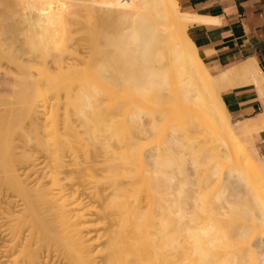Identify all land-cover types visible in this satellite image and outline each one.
<instances>
[{"label":"bare ground","instance_id":"1","mask_svg":"<svg viewBox=\"0 0 264 264\" xmlns=\"http://www.w3.org/2000/svg\"><path fill=\"white\" fill-rule=\"evenodd\" d=\"M22 4L24 54L52 51L58 75L44 65L34 80L28 66L35 92L0 116V264H264V163L252 140L229 142L264 129L258 63L211 74L177 0ZM18 50L6 58L21 67ZM246 85L263 111L232 122L221 90ZM188 120L204 145L189 162L196 181L179 183L174 197L152 161L165 154L168 129ZM219 171L244 192L232 199L225 185L210 198ZM195 184L191 197L184 187Z\"/></svg>","mask_w":264,"mask_h":264},{"label":"crops","instance_id":"2","mask_svg":"<svg viewBox=\"0 0 264 264\" xmlns=\"http://www.w3.org/2000/svg\"><path fill=\"white\" fill-rule=\"evenodd\" d=\"M187 22V35L206 69L213 75L254 59L264 73V0H177ZM233 121L254 118L263 111L254 87L221 92ZM264 163V129L252 134Z\"/></svg>","mask_w":264,"mask_h":264},{"label":"rangeland","instance_id":"3","mask_svg":"<svg viewBox=\"0 0 264 264\" xmlns=\"http://www.w3.org/2000/svg\"><path fill=\"white\" fill-rule=\"evenodd\" d=\"M43 1H47V0H43ZM63 1H65V0H63ZM22 3H24V0H21V2H20V0H0V22H2L1 24H3V25L5 24L6 26L9 23H10V25H12V27H10L8 30H4L3 27H0V104L1 105L6 104V105H3L2 107H0V109H1L0 110V116H2L1 120L6 119V117L7 118L10 117L13 114L16 115L17 113H19L22 110V108L24 106V103H23L24 100L23 99H25V97L24 98H22V97L25 96V94L27 95V93H29V94L33 93L34 88L36 86L35 84H37L34 80L39 76L40 73H42V75H45L44 73L47 74V71H45L46 69L44 70V68H45L44 65H46V67L49 68V72L53 75V77L58 75L56 68L50 62L51 61L50 59H52V54H54V53H52V51L49 50L52 53V54L51 53L49 54L48 53L49 51L47 50L48 55L46 54L47 57L49 56L51 58H49V57L44 58L41 56L39 57L38 54H40V51L38 49L34 50L35 52H37L38 56L35 54H29V55L24 54L23 49L24 48L28 49L29 47H32V46H29V43L27 40L30 38L27 35V31H28V28L30 26H28L26 22L22 23V21H21L22 16H20L21 15L20 13H22L24 11L23 9H26V8H24ZM179 7H180V5H179ZM180 10H181V8H180ZM35 13H36V11H35ZM33 15H35L34 11H33ZM36 15L34 17H37ZM32 19H34V18H32ZM1 28H3V29H1ZM29 29H31V28H29ZM32 30L34 31V29H32ZM32 34H35V31ZM13 48L19 49L17 51V54L19 56H21L20 60H24L23 63H21L22 64L21 67H17L12 63L10 64L6 58V54L10 50H13ZM42 51H44V50H42ZM41 54H42V56H45V53H44V55H43V52ZM59 57L60 56H58L57 58H59ZM27 58H29L28 63H26ZM33 58H35V59H33ZM38 62H40V63H38ZM30 65L33 66V67H31L32 72H30L31 77H33V79H34V77L37 75L34 80L33 79L28 80L26 78L28 75L27 67ZM34 65H35V67H34ZM38 65H41V66H38ZM36 67H41L42 69L36 68ZM38 69L40 72L38 71ZM33 70H35L34 72L38 71L39 74L36 72L37 74L35 73L36 74L35 75ZM29 76L30 75H28V78H29ZM55 78H57V77H55ZM25 83L30 85V87L27 90L25 88L23 89V87H21V85L22 84L24 85ZM24 86H26V84ZM238 87H240V86H238ZM25 90H26V93H24ZM223 90H225V89H222L221 92ZM1 100L2 101L4 100V102L2 103ZM43 117L44 116L42 115V117H41L42 120H43ZM23 121H25V120H23ZM26 122L27 121L23 122L24 126H25ZM185 122L186 123H178V125L175 124L174 127H170L168 129L169 131H167L166 138L164 139V141H161V143H160L161 145L159 144V146H162V144L164 146V147L163 146L160 147L161 151L163 150V154L165 153L164 155H162L163 156L162 159H160L163 161L157 160L158 162L160 161V163H158V162H156V160H154V158L152 159L155 161V164H154V161H152V165H153L152 168L153 167L155 168V166H156L157 167L156 169H159V170L165 172V175H167L168 179L172 178L173 183L171 186L172 188H170V190H171L172 196L174 195V197L177 193L176 192L177 188L180 186L181 182L183 183L187 180L192 181V182L196 181V175L194 174L193 165H191L192 163H189V162H192L195 155H197V153H198L197 149L202 151L201 149L204 145L203 141L199 140L197 138V136L199 135V134H197L198 131H196V132L193 131L192 126H190L189 120L185 121ZM232 122H235V121L232 120ZM187 124H189V126ZM186 126L188 127L187 129H186ZM256 131H258V130H256ZM168 132H169V134H171L170 136L168 135ZM186 134H188L189 137H192L191 143L182 145L179 148L176 146L172 147L171 142L183 140ZM252 134L251 135H243V134L233 135V137L231 139L229 138V142L237 141L238 143H240L244 147H247L248 143H249L248 141L252 140ZM153 139H156V138L154 137ZM167 139H170V140L167 141ZM167 147L168 148L170 147V149L169 150L165 149ZM154 148L155 147H153V149ZM217 148L220 149L221 146H218ZM156 149H154V150H156ZM151 151H152V149H151ZM165 159H166V161H165ZM166 163L167 164L169 163V164L167 165ZM154 168H153V170H154ZM217 171H218V169H217ZM186 172H187V174H186ZM217 173H218L217 178L214 179V181L212 183H210L209 187L206 190L208 192V195L210 198H214L215 195L220 190H222L224 188L223 186H225V185H227L225 190H226V192L229 193L230 196L232 195L231 196V197H233L232 199H235L237 194H239L241 192V190L244 192V187L241 185L238 188L240 190V191H238V193L236 192L237 189H236V191H233L232 190L233 187L230 185V182L228 180H225V173H220V171ZM184 188H186L184 190L186 191L187 195H189L191 197L192 196L196 197V195H197L196 190H198V186L196 184L191 185V186H185ZM202 216L205 217V215H202ZM234 217H235V215L233 214L231 217L232 220ZM227 218L229 219L230 217H227ZM236 218H237V216H236ZM234 220H235L234 223H236L237 221L238 222L241 221L239 219L236 220L235 218H234ZM225 221L227 223L226 219H225ZM236 224H233V225L235 226ZM191 225H193V224H191ZM200 225L201 224H198V227H200ZM169 228L172 229L171 226H169ZM171 229H168V230L170 231ZM219 254H218V256H220ZM261 257L263 258L264 255Z\"/></svg>","mask_w":264,"mask_h":264}]
</instances>
